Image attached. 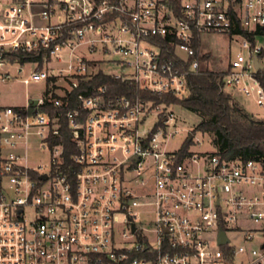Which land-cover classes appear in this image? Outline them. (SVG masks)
Segmentation results:
<instances>
[{"label":"built area","instance_id":"2783aa9c","mask_svg":"<svg viewBox=\"0 0 264 264\" xmlns=\"http://www.w3.org/2000/svg\"><path fill=\"white\" fill-rule=\"evenodd\" d=\"M205 33L242 39L224 87L264 109V0H0V90L44 87L0 101V264H264V159L205 148L169 100Z\"/></svg>","mask_w":264,"mask_h":264},{"label":"trees","instance_id":"16d2710c","mask_svg":"<svg viewBox=\"0 0 264 264\" xmlns=\"http://www.w3.org/2000/svg\"><path fill=\"white\" fill-rule=\"evenodd\" d=\"M239 32L254 40L253 33L240 28ZM257 32H260V29ZM194 45L201 49L200 34L197 35ZM207 58V54L199 55V69L188 77L190 94L169 100L202 117L195 130L210 133L213 144L224 158L264 159V119L255 118L225 89L223 80L227 70L219 72L210 69L205 65ZM261 80L264 84V75H261ZM90 82L92 85H120L118 80L102 73ZM65 141L70 142L67 132Z\"/></svg>","mask_w":264,"mask_h":264},{"label":"rangeland","instance_id":"374dc122","mask_svg":"<svg viewBox=\"0 0 264 264\" xmlns=\"http://www.w3.org/2000/svg\"><path fill=\"white\" fill-rule=\"evenodd\" d=\"M264 41V38H261ZM242 39L239 36H232L230 34H218V33H205L202 38L201 54H207L208 58L205 61V65L214 71H226L231 59L239 52L242 51L241 46ZM110 58L119 57L114 53L109 56ZM44 94V87L42 83L26 85L19 79L11 80L4 83L0 90V101L12 105H23L31 97H40ZM234 97L240 102V104L250 112L257 119H264V109L258 107L255 102L244 96L240 92H236ZM176 112L182 120L184 127L194 129L196 125L201 121V116L194 113L182 105L175 107ZM197 136L205 140L204 147L210 148V141L212 135L210 133H204L198 131ZM184 134L181 133L176 136L169 143L170 148H175L181 145ZM46 154H35L32 157V161L38 162L41 159H46Z\"/></svg>","mask_w":264,"mask_h":264},{"label":"water","instance_id":"95a60500","mask_svg":"<svg viewBox=\"0 0 264 264\" xmlns=\"http://www.w3.org/2000/svg\"><path fill=\"white\" fill-rule=\"evenodd\" d=\"M255 63H256V66H257L258 69H261L262 68V65H261V63L259 61V57L258 56H256V58H255ZM44 178H46V175H44ZM220 240L221 241H226L227 240V237H226L224 231H221V233H220Z\"/></svg>","mask_w":264,"mask_h":264}]
</instances>
